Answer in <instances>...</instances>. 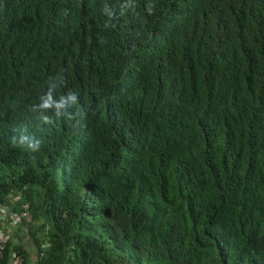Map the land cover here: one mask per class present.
<instances>
[{"label":"trees","instance_id":"1","mask_svg":"<svg viewBox=\"0 0 264 264\" xmlns=\"http://www.w3.org/2000/svg\"><path fill=\"white\" fill-rule=\"evenodd\" d=\"M20 264H264V0H0V203Z\"/></svg>","mask_w":264,"mask_h":264},{"label":"built area","instance_id":"2","mask_svg":"<svg viewBox=\"0 0 264 264\" xmlns=\"http://www.w3.org/2000/svg\"><path fill=\"white\" fill-rule=\"evenodd\" d=\"M8 201L0 203V259L6 244L11 239L8 227H15L22 224L28 218V211L25 205H21L19 210L11 208L12 203L18 202V196H8ZM21 256L14 249H9L7 254V264H20Z\"/></svg>","mask_w":264,"mask_h":264},{"label":"crops","instance_id":"3","mask_svg":"<svg viewBox=\"0 0 264 264\" xmlns=\"http://www.w3.org/2000/svg\"><path fill=\"white\" fill-rule=\"evenodd\" d=\"M19 227H16V226L15 227H11V228L8 227V230L10 231V236H11L12 242L14 244L21 245L24 248L25 252H29L28 254H30L29 246L31 247V245L28 244V243H27V245L23 244V240H25V238H23L22 234L20 232H18L17 229H20ZM29 260L32 261L33 259L31 260L29 258Z\"/></svg>","mask_w":264,"mask_h":264},{"label":"rangeland","instance_id":"4","mask_svg":"<svg viewBox=\"0 0 264 264\" xmlns=\"http://www.w3.org/2000/svg\"><path fill=\"white\" fill-rule=\"evenodd\" d=\"M22 237L25 238V240H23V244L27 245L28 241L26 240L27 238L23 236L22 234ZM29 244V243H28ZM24 249V248H23ZM27 249V248H26ZM29 250H30V254H28L29 252H27V257L28 259L30 258L31 260L33 259V252H32V249L31 247L29 246Z\"/></svg>","mask_w":264,"mask_h":264}]
</instances>
